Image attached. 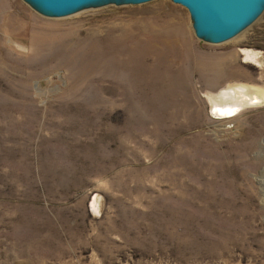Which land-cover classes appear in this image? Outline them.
I'll return each mask as SVG.
<instances>
[{
	"label": "rangeland",
	"instance_id": "374dc122",
	"mask_svg": "<svg viewBox=\"0 0 264 264\" xmlns=\"http://www.w3.org/2000/svg\"><path fill=\"white\" fill-rule=\"evenodd\" d=\"M0 264H264V0L222 41L174 0H0Z\"/></svg>",
	"mask_w": 264,
	"mask_h": 264
},
{
	"label": "water",
	"instance_id": "95a60500",
	"mask_svg": "<svg viewBox=\"0 0 264 264\" xmlns=\"http://www.w3.org/2000/svg\"><path fill=\"white\" fill-rule=\"evenodd\" d=\"M47 14L61 15L98 0H28ZM187 6L195 31L211 41L233 36L256 14L263 0H174Z\"/></svg>",
	"mask_w": 264,
	"mask_h": 264
},
{
	"label": "bare ground",
	"instance_id": "6f19581e",
	"mask_svg": "<svg viewBox=\"0 0 264 264\" xmlns=\"http://www.w3.org/2000/svg\"><path fill=\"white\" fill-rule=\"evenodd\" d=\"M242 52H245L242 50ZM249 57V55H247ZM249 61V60H246ZM254 87H251L245 83H234L228 85L221 93V103H217L216 109H220L221 113L223 114H230L234 112V107L237 105L238 100L236 96H241L240 101H245L251 104H255L261 100L260 95L257 93ZM233 100L232 105L227 103V100ZM240 107V106H239ZM93 206L94 208H98L95 200L93 199Z\"/></svg>",
	"mask_w": 264,
	"mask_h": 264
}]
</instances>
